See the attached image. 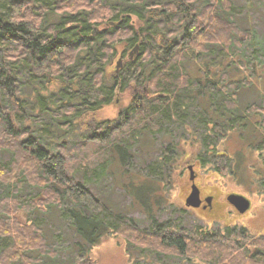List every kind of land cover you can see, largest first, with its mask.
<instances>
[{
  "label": "trees",
  "instance_id": "1",
  "mask_svg": "<svg viewBox=\"0 0 264 264\" xmlns=\"http://www.w3.org/2000/svg\"><path fill=\"white\" fill-rule=\"evenodd\" d=\"M234 11L233 0H0V184L6 187L0 196V264H39L43 257L57 255L42 225L23 223L17 215L20 209L47 208L58 209L79 236L74 264H95L88 249L111 229L129 230L130 245L156 254L191 258L192 252L211 264H264V236L245 227L208 235L172 224L163 230L165 224L156 222L141 235L92 191L89 169L76 177L83 158L76 163L71 155V148L87 151L98 143L96 150L111 143V161L115 156L123 167L132 156L131 143L152 141L144 131L149 128L162 133L161 138L171 130L179 135L170 141L172 154H160L147 165L148 178H170L185 134L192 144L200 142V164L211 162L210 153L230 161L216 151V134L221 128L226 135L244 115L238 114L236 94L226 102L218 83L228 79L236 62L224 60L227 51L255 38L240 26ZM119 41L126 48L138 44L137 54L109 75L107 65ZM213 47L227 53L217 61L207 59ZM254 52L264 62V41ZM206 61L215 67L213 78L198 66ZM129 88L132 97L117 118L94 116ZM204 95L215 117L203 109ZM261 96L245 113L264 111ZM5 152L11 154L6 162ZM106 167L108 163L96 168L98 174ZM94 171L89 172L96 177ZM24 191L29 197L21 198ZM133 191L146 205L147 198ZM14 223L34 231L20 234Z\"/></svg>",
  "mask_w": 264,
  "mask_h": 264
},
{
  "label": "rangeland",
  "instance_id": "2",
  "mask_svg": "<svg viewBox=\"0 0 264 264\" xmlns=\"http://www.w3.org/2000/svg\"><path fill=\"white\" fill-rule=\"evenodd\" d=\"M233 2L235 5L234 15L238 23L243 29L252 31L255 38L242 45H235L227 51L229 53L224 49L213 47L214 51L211 55L214 57L207 55V59L217 61L227 53L228 57L224 60L231 58L236 60L230 65L228 79L218 83V86L223 89V94L226 95V102L229 101L232 93L236 94L235 101L241 111L238 114L244 115V118L234 127L226 130V135L220 130L221 128L216 134L218 138L216 151L225 152L231 158L230 161L227 162L225 158L210 153L211 162L205 165L200 164L199 153L203 150L200 147V142L195 140L196 143L192 144L189 135L185 134L180 139L179 147L174 153L177 159L174 162L170 178L158 181L148 178L151 176L146 170L147 165L156 156L171 153L173 143L171 144L170 141H176L179 135V131L172 132L171 130L169 137L161 138L162 133L155 129L157 133L154 134L149 128H145L144 131L148 133L152 141L147 145L142 144L143 140L131 143L132 156L129 157L128 164L123 167L120 159L116 160L115 156L111 161L114 154V150L110 148L111 143L96 150L94 148L98 146V143L90 144L87 151H82L80 147L71 148L73 162L77 163L80 157L83 158L81 160L82 168L78 170L76 177L82 178L85 169L95 170L96 177H93L92 173L88 171L89 178L92 180H88L87 184L101 200L107 203L109 209L113 212H121L129 226L133 227L131 229H137L141 235L144 231L153 230L156 227V222H162L165 224L162 225L163 230H167V224H172L183 232L203 229L209 235L225 232L228 228L245 227L251 234L264 236V111L251 115L245 113L249 104L261 102V95L264 93V62L257 59L254 52L261 48L262 41H264V0H233ZM124 46L122 41L117 42L115 53L110 57L107 65L109 75L119 73L130 59V52L133 51V48ZM136 54L137 50L133 52V58ZM120 58L122 65L118 67L117 63ZM252 64L255 65L252 67ZM199 65L204 74L213 78L215 67L211 62L206 61ZM231 79L236 82L232 84ZM250 81L251 83H248ZM132 91L129 88L125 92H118L113 102L97 111L94 116L98 120L117 118L120 109L129 103ZM202 99L204 101L203 109L213 117V107L207 104L208 97L204 95ZM211 133L214 134L212 129ZM153 134L156 137L153 138ZM79 138L75 136L76 141H79ZM144 139L149 140L146 136ZM9 159H11V154L5 152L3 160L6 162ZM107 163L108 167L105 168V172L98 174L96 168H104ZM190 164H196L195 169L198 174L196 182L199 184L202 194L213 193L214 201H218L219 204L208 210L186 205V197L191 189L188 169ZM218 166H221V172L216 169ZM145 173L149 176H144ZM27 190L34 194L36 192L31 187ZM133 190L138 192L142 198H147L146 205L135 198ZM5 191L6 187L0 184V196ZM230 193L247 197L251 203L249 209L243 213L240 212L228 201ZM20 196L21 198L29 197V193L20 192ZM67 205L66 202L64 206ZM58 211L55 208L52 210L47 208L45 210L36 209L30 213L25 209H20L17 212L21 222L34 221L42 225L50 243L58 251L54 258L43 257L39 264H74L78 252L76 243L79 236L70 221L61 218ZM14 224L20 228V234H30L34 231L33 228L19 226L20 223ZM128 231L116 233L111 229L102 234L98 242L88 249V255L95 261V264H211L200 256H193L192 252L188 253L192 255L191 258H188L156 254L136 248L128 243ZM134 234L136 235L135 232ZM141 238L143 239V237ZM138 243L145 242L139 240ZM250 251L254 253V248H250Z\"/></svg>",
  "mask_w": 264,
  "mask_h": 264
},
{
  "label": "water",
  "instance_id": "3",
  "mask_svg": "<svg viewBox=\"0 0 264 264\" xmlns=\"http://www.w3.org/2000/svg\"><path fill=\"white\" fill-rule=\"evenodd\" d=\"M139 47V45L137 44L134 48L133 51L130 52V59L133 58V52L135 50H137ZM118 67H120L122 65V59L120 58L118 63H117ZM119 70V69H118ZM188 169L190 170V178L192 180H194L195 175H194V170H193V164H190L188 166ZM228 201L234 205L240 212H245L249 209L250 207V200L245 197L244 195L241 194H237V193H230L228 195ZM201 204V198H200V189L198 187V185L196 184V182H192L191 185V191L188 194V196L186 197V205L187 206H191V207H198Z\"/></svg>",
  "mask_w": 264,
  "mask_h": 264
},
{
  "label": "flooded vegetation",
  "instance_id": "4",
  "mask_svg": "<svg viewBox=\"0 0 264 264\" xmlns=\"http://www.w3.org/2000/svg\"><path fill=\"white\" fill-rule=\"evenodd\" d=\"M195 166H196V164H193V170H194L195 178H194V180H192L190 178V180H191L190 187L192 185V182L193 181L196 182L197 177H198V174L196 172ZM189 173H190V170H189ZM190 175H191V173L189 174V176ZM196 184L198 185V187L200 189V198H201V204L197 208H202L204 210H208L209 208L214 207V205L219 204L218 201L217 202L214 201L215 200V195L213 193L202 194V191H201V188H200L199 184L197 182H196ZM190 191H191V189H190ZM218 206H220V205H218ZM189 207H191V206H189Z\"/></svg>",
  "mask_w": 264,
  "mask_h": 264
}]
</instances>
